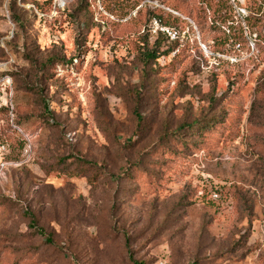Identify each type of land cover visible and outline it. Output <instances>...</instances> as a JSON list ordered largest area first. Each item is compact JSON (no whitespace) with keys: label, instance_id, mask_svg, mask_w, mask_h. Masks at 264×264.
<instances>
[{"label":"rangeland","instance_id":"1","mask_svg":"<svg viewBox=\"0 0 264 264\" xmlns=\"http://www.w3.org/2000/svg\"><path fill=\"white\" fill-rule=\"evenodd\" d=\"M208 1L0 0V264H264V45Z\"/></svg>","mask_w":264,"mask_h":264},{"label":"trees","instance_id":"2","mask_svg":"<svg viewBox=\"0 0 264 264\" xmlns=\"http://www.w3.org/2000/svg\"><path fill=\"white\" fill-rule=\"evenodd\" d=\"M108 4H112L116 0H106ZM118 1V0H117ZM257 9L249 11L246 16L238 19L234 10L224 0H209L205 6V13L208 14L211 29L221 35L223 40L222 47L230 42L232 46L246 42L245 32L254 35V45L259 43L264 45V0H258ZM109 13L112 10L106 8ZM261 49V48H259ZM220 54H224L220 50ZM136 264V263H135Z\"/></svg>","mask_w":264,"mask_h":264},{"label":"built area","instance_id":"3","mask_svg":"<svg viewBox=\"0 0 264 264\" xmlns=\"http://www.w3.org/2000/svg\"><path fill=\"white\" fill-rule=\"evenodd\" d=\"M4 169H5V163L2 162V163H0V174L4 171ZM211 196L213 199L218 198V195L216 192H212Z\"/></svg>","mask_w":264,"mask_h":264}]
</instances>
